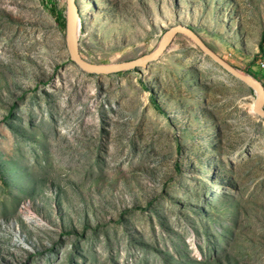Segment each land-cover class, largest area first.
<instances>
[{
	"label": "rangeland",
	"instance_id": "rangeland-1",
	"mask_svg": "<svg viewBox=\"0 0 264 264\" xmlns=\"http://www.w3.org/2000/svg\"><path fill=\"white\" fill-rule=\"evenodd\" d=\"M77 6L89 63L149 55L184 26L264 74V0ZM67 13V0H0V264H264L254 91L184 35L146 69L85 73Z\"/></svg>",
	"mask_w": 264,
	"mask_h": 264
},
{
	"label": "water",
	"instance_id": "water-1",
	"mask_svg": "<svg viewBox=\"0 0 264 264\" xmlns=\"http://www.w3.org/2000/svg\"><path fill=\"white\" fill-rule=\"evenodd\" d=\"M68 13L66 19V43L70 60L83 72L96 75H108L119 72L146 69L151 62L157 61L163 55L177 35H184L189 38L206 56L211 58L223 70L234 78L251 88L255 95L254 113L264 119V85L260 81L249 79V76L242 74L229 63L214 53L200 38V36L184 26H176L166 31L161 39L159 47L149 55L133 61L122 62L110 65H95L82 59L78 44V32L80 28V13L77 0H67ZM251 78V77H250Z\"/></svg>",
	"mask_w": 264,
	"mask_h": 264
},
{
	"label": "trees",
	"instance_id": "trees-1",
	"mask_svg": "<svg viewBox=\"0 0 264 264\" xmlns=\"http://www.w3.org/2000/svg\"><path fill=\"white\" fill-rule=\"evenodd\" d=\"M50 11H51V13H52L53 15L56 16V20L58 21V23H61L62 21H64V18H63L61 15L56 14V9H55V7H51ZM262 42H264V33H263V35H262ZM263 45H264V44H261V45H260V49H261V52H262L263 57H264V46H263ZM256 79H257L258 81H264V74L257 75V76H256ZM157 108H158V106H157Z\"/></svg>",
	"mask_w": 264,
	"mask_h": 264
},
{
	"label": "bare ground",
	"instance_id": "bare-ground-1",
	"mask_svg": "<svg viewBox=\"0 0 264 264\" xmlns=\"http://www.w3.org/2000/svg\"><path fill=\"white\" fill-rule=\"evenodd\" d=\"M249 79L253 80L252 78L249 77ZM256 100V99H255ZM251 111L254 113V102L251 104ZM255 114V113H254Z\"/></svg>",
	"mask_w": 264,
	"mask_h": 264
}]
</instances>
